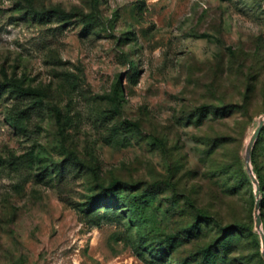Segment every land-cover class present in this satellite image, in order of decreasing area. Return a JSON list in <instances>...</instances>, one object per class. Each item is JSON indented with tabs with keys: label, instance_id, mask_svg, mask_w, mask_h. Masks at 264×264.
<instances>
[{
	"label": "rangeland",
	"instance_id": "1",
	"mask_svg": "<svg viewBox=\"0 0 264 264\" xmlns=\"http://www.w3.org/2000/svg\"><path fill=\"white\" fill-rule=\"evenodd\" d=\"M261 115L264 0H0V264H264Z\"/></svg>",
	"mask_w": 264,
	"mask_h": 264
},
{
	"label": "water",
	"instance_id": "2",
	"mask_svg": "<svg viewBox=\"0 0 264 264\" xmlns=\"http://www.w3.org/2000/svg\"><path fill=\"white\" fill-rule=\"evenodd\" d=\"M259 124L258 127L256 128L254 135L252 137V139L250 140V143L248 144V146L245 149V164H246V169L248 172V175L250 176L252 182L255 184V189H256V193L259 194V188H258V183L256 180V177L254 176L253 172H252V168L250 165V154H251V150L252 147L256 141V139L258 138L261 129L264 126V115H261L259 117ZM254 227L256 229V231L259 233L260 236V240H261V256L264 260V232L262 230V222H261V217H260V211H259V203L256 202L255 203V209H254Z\"/></svg>",
	"mask_w": 264,
	"mask_h": 264
},
{
	"label": "trees",
	"instance_id": "3",
	"mask_svg": "<svg viewBox=\"0 0 264 264\" xmlns=\"http://www.w3.org/2000/svg\"><path fill=\"white\" fill-rule=\"evenodd\" d=\"M13 86H14V88L16 89V90H18L20 93H23V94H26V93H31L29 90H26V89H23V88H20L17 84H13ZM33 93V92H32ZM55 115H56V117H59V112L58 111H55ZM260 135V134H259ZM259 137V136H258ZM258 139V138H257ZM250 157H251V162L253 163V160H254V158H255V153H254V151H253V149H252V151H251V154H250ZM257 179H258V181H259V183L260 184H262L263 183V181H262V179L260 178V177H258L257 176ZM111 195V194H110ZM103 201H104V204L105 205H107L108 203H110L111 201H112V199H109V198H105V199H103ZM92 203H88L86 206H85V213L86 214H89V213H91V211H92ZM104 206V205H103ZM170 238H173L172 236L171 237H168V239H170ZM172 240V239H171ZM205 253H207V251L206 250H204L203 252H202V256H204V254Z\"/></svg>",
	"mask_w": 264,
	"mask_h": 264
},
{
	"label": "bare ground",
	"instance_id": "4",
	"mask_svg": "<svg viewBox=\"0 0 264 264\" xmlns=\"http://www.w3.org/2000/svg\"><path fill=\"white\" fill-rule=\"evenodd\" d=\"M260 121V120H259ZM259 124V123H258ZM258 127V126H257ZM256 127V128H257ZM256 128H255V130H256ZM255 130L253 131V133H252V135H251V137L249 138V140H248V142H247V144H246V147L248 146V144L250 143V140L252 139V137H253V135H254V132H255Z\"/></svg>",
	"mask_w": 264,
	"mask_h": 264
}]
</instances>
